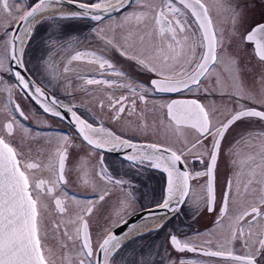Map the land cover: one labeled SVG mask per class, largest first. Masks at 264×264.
<instances>
[{
    "label": "snow or ice",
    "instance_id": "obj_1",
    "mask_svg": "<svg viewBox=\"0 0 264 264\" xmlns=\"http://www.w3.org/2000/svg\"><path fill=\"white\" fill-rule=\"evenodd\" d=\"M0 2H2L3 9L10 13L8 0H0ZM65 2L73 5L75 10L67 11L62 8L61 6ZM133 3L138 4L139 0H95V2H90V0H33L30 10L19 16L20 27H17L14 32L5 31L4 33L6 40L4 55L0 57V70L10 72L16 85L26 96L40 105L44 113L61 119L69 114V123L73 125L82 144L101 153L98 175L102 179L121 186L124 190V199L114 209L115 215L119 216L121 212L130 208L136 197L131 190L133 187L131 181L114 179L111 176L104 163V152L123 150V159L131 169L139 170L147 166L166 174L161 200L145 217L148 221L160 220V223H155L148 229L149 231H159L165 227L171 216H178L184 210V206L190 202V181L194 179L206 178L205 197L202 202L209 213L216 210L215 179L222 142L237 122L250 118L264 121V110L239 104L241 100H254L256 97L251 92L245 93L242 84L244 69L240 66V58L223 51V37L216 32L209 8L202 0H161L158 10L154 6L145 5V8L154 13V35L157 40L153 50L147 54L145 52L129 53L114 39H105L106 46L118 51L128 61L134 62L140 72L154 74L155 78L150 80L149 86L118 83L116 80L104 78L85 80L87 85L113 86L118 84L120 88L128 89L133 94L131 100L125 95L114 100L109 97L111 103L108 107L114 112L112 119L119 121L126 109L130 108L133 112L135 111L137 104L135 97H138L140 102H146L148 95L181 94L192 92L194 89L201 91L202 80L209 76L217 63L227 59L230 63L233 82L236 85V92L233 95L237 98L238 110H235L230 118H226V121L213 123L212 113L196 99H171L160 105L161 109L165 110L167 120L175 126L176 133L182 135L185 127L194 130L196 133L195 142L190 147L186 146L177 151L160 143L139 142L131 137L126 138L123 134H117L103 125L94 126L93 123L78 115L76 105L64 103L60 99L50 96L44 88L24 74L27 72L24 57L27 54L35 28L39 24L49 20L55 24L58 19H90L102 23L105 13L110 15L113 11L123 10ZM148 14V11H133L124 19L127 21L134 18L139 23L147 18ZM234 17V23L243 20V11H234ZM99 31L102 32L103 29ZM237 34L241 44L251 47L249 55L252 59H255L264 68V23H256L255 26H250L241 33L234 31L233 35ZM101 38L104 39V37ZM141 39L143 40V37ZM84 55L94 58L92 62L99 65L101 77L104 76L106 70L117 77L126 76L123 71L116 69L108 59L97 56L94 52L87 54L77 52L72 56V60H80L84 58ZM5 59L9 64L14 63L18 70H12L11 67L5 69ZM181 60H183V64H181ZM44 66L47 67L46 61ZM176 68L179 70L174 71ZM65 71L68 69L65 68ZM261 75L264 77V71ZM0 83H3L2 79H0ZM219 83L220 81L217 80L218 85ZM5 88L11 94L12 86L6 85ZM258 102L264 105V95ZM9 103L13 105L12 112L18 113L25 120L27 119L19 105L14 104L11 100V96H9ZM101 107H103V102H101ZM14 124L15 119H12L0 128V264H54L51 252L44 243L47 233L42 231L41 224L40 209L47 210L49 205L43 203L41 195L45 194L46 188V194L54 199L55 213L62 216L68 215L69 210L65 207V200L69 199L68 194L64 192L63 199L61 196H53V194L60 185L66 182L64 172L68 159V147L74 145L71 144L68 134L60 136L59 147L55 150L54 155L49 157L48 165L49 170L54 171L55 181L44 179L34 181L31 173L40 169L41 165L26 160L23 153L11 143L15 131ZM145 130L146 126L141 129V131ZM24 132L28 134V129L24 128ZM257 135L264 137V132ZM198 145L202 147L203 151L195 155L194 158L204 164L205 170L192 172L188 169L187 153L192 152ZM254 159L252 156L248 157L250 161L254 162ZM256 169H259V172ZM248 176L249 179L243 185L244 194L251 195L253 200L247 210L235 217L234 223L243 222L252 225L258 220L264 219V152L261 154V163L249 171ZM46 185L50 186L46 187ZM61 191H63L62 188ZM239 192V185L234 192L233 180L227 179L221 193L217 223L227 217L230 196L239 194ZM106 195L107 193L100 195L99 201H103ZM70 199L80 206V211L66 222L53 223L54 229L59 232L63 228V236L72 243L74 248H78L75 257L70 255L64 257L68 264H114L115 256L128 243L142 234L137 231L135 226L131 231L118 234L113 230V228L119 227L117 224L104 229L102 236L94 243L90 232V217L95 204L89 200L85 205H80L77 197L72 196ZM191 203L195 204L194 211L199 214L201 200L191 201ZM123 223L127 224L128 222L123 221ZM68 226H72L74 229V236L69 235ZM231 237L233 240L244 239L243 226L239 231L234 227ZM168 244L173 250L180 253L198 251L188 240H181L177 234L169 233ZM255 244V250H252L248 241L244 239V246L247 249L244 255H234L231 250L208 251L203 254L230 258L237 261L238 264H264V238L258 239ZM61 247L67 248L68 244L65 243ZM138 264H145V261L141 259ZM148 264H155V262L150 260ZM171 264H175V262H171ZM180 264H184V261L181 260Z\"/></svg>",
    "mask_w": 264,
    "mask_h": 264
},
{
    "label": "flooded vegetation",
    "instance_id": "obj_2",
    "mask_svg": "<svg viewBox=\"0 0 264 264\" xmlns=\"http://www.w3.org/2000/svg\"><path fill=\"white\" fill-rule=\"evenodd\" d=\"M156 1L157 3L156 6L154 7L158 10L161 6V0H156ZM242 1L244 2L246 0H202V2L209 8L215 30L218 34H220L218 19L219 17H225L224 19L225 23L223 24L225 28L224 30L225 32L222 34L224 39L223 41H226L227 35L229 36L233 24L236 26V28H238L239 26L242 27L244 26L247 27L248 25L255 26L256 23L264 22V19L261 20L257 19L258 17L249 18L248 16L249 14L252 15L255 14L256 10L259 9L260 3L259 4L253 3L250 7L243 8V6H241V4L243 5ZM90 2H95V0ZM8 3L10 8V13L6 12L3 9L2 2H0V57L4 55V43L6 40L4 35L5 31L13 32L14 27L19 20V16L23 15V13L32 6L33 0H8ZM255 7L257 9H255ZM241 10L243 11L244 14L243 20L236 21L234 23L235 20L234 11H241ZM133 11L136 12L148 11L149 14L147 18H145L142 22H140V27L139 29H137L139 38L135 42H132L130 44L123 43L122 46L124 47V49L129 51V53L145 52V54H147L153 50L154 45L157 43L156 37L154 35L155 32L154 13L150 12L147 8H145V5L143 4L137 5V3L136 4L133 3L131 6L124 8L117 14H114L110 17L121 15L124 12L126 13V15H128ZM169 18L171 19V17ZM98 23L99 22L90 19H62L61 22L59 23V27H60L59 28L60 39L58 38L59 40H55L53 36L51 37V33H53L52 31H54V26H53L54 24L52 22L48 21L47 25L49 29L46 31V33L45 32L39 33L37 29H35L34 35L31 39V43L28 45L27 54L24 57L25 66L29 75L45 90L55 95L59 99H61L64 103H71L73 105H76V110L78 115H81L82 118H85L90 123H93L94 126H99L98 124H103L101 116L99 115V110L105 108L110 113V119H109L110 123H108L106 126L104 125V127L105 128L107 127V129L114 131L117 134H123L126 138L131 137L135 141H139V142L160 143L165 146H170L177 151L185 148L186 146L190 147L191 144L195 142L196 133L194 132V130L185 127L183 128V134L180 135L174 131L175 126L172 125L173 131H172L171 142L158 141L156 139L147 138L148 120L149 118H152L153 121L157 120L158 122L160 121L169 122L166 118L165 110L161 109L160 105L170 101L171 99H196L200 103L205 105L206 109L208 110L209 108L206 106L204 102V98L208 97L210 99L214 98L215 100H220L219 98H221L222 95L224 96L230 93L233 94L232 91L227 92V90H224L225 91L224 92L223 89L217 88L215 86L214 87L220 91L211 92V89L207 87L208 82L206 83V79L208 77L206 79H203L201 83V88L204 87L202 89H207V91L205 92H197V94L183 92L181 94L161 93L155 95H148L146 97V102H140L138 97H135L137 99L135 111L133 112L130 108L126 109V112L121 115L119 121L112 119L114 112L110 110L108 107V105L111 103L109 97H111L114 100V99H118L121 95H125L129 97V100H131L133 98V94L128 89L120 88L118 84L113 86H108L103 84L87 85L84 81H82L80 83V86L83 87L84 89L77 87L75 88L74 91L69 92L68 88L66 87V83L64 82L63 84H65V87H63V89L65 90L59 93L56 90L51 89V87H49L44 82L45 79H48V77L47 75L42 74L41 71L37 70L38 67L35 66L34 58H36V56H39L41 54L40 49H38L37 51L36 49L45 45L47 41L49 42V44L45 45L44 52H45V57H48L49 72L52 71L53 67H56V61H60L61 69L54 70V72L56 74L59 73V75L62 77V79H64V81L65 80L67 81V79L69 78V74H75L78 71L82 74L84 73L86 78L101 77L99 75V65L97 63L89 64V62L86 61L85 56L80 61L70 60V58H72V56L74 55L71 52L75 48H77V50L87 48L92 52H99V47L94 46V44H91L90 47L84 46L86 42H91V41L92 43L98 42L97 41V39L99 38L98 32L94 29V26H96ZM250 26H248V28ZM141 37H143V40L141 39ZM52 42L59 43L58 51L60 53V59H57L53 55V53L57 50H53V46H55V44H53ZM228 43H231V39L228 40L226 45ZM113 50L116 53V57L113 56L111 57L109 55H106V57L108 59H111V61L115 63L114 67L116 69H119L120 71H123L126 74V76L123 78L117 77L115 75L110 74L109 72V74L103 77L109 80H116L118 81V83H131L133 85L143 84L145 87L149 86L150 80L152 78H155L154 74H147L140 72L136 68L134 62L128 61L126 57L121 56L118 51H116L115 49ZM197 51L199 52V49H197ZM181 64H183V60H181ZM217 64L214 66L213 70L216 68ZM43 65L44 63L42 64V66ZM9 67H11V64H9L8 60L5 59L4 68L7 69ZM257 67L259 66L258 63L256 62L254 69H257ZM65 68H67L68 71H65ZM178 70L179 68L174 69V71H178ZM257 74L258 72L255 74V76ZM0 79L3 80V83H0V128H2V125L8 122L9 120L15 119V124H14L15 131L13 133V137L11 138V143L13 144L14 147L16 146L14 145L13 143L14 141L12 139L17 137L16 134L17 131H19L18 125L23 126V128H27L28 130H34L39 132H48L50 131V129H52V126L50 124H42V123L36 124L35 123L36 116L45 117L46 118L45 123L48 122L50 123L51 119L57 120L59 125L58 128L60 132L69 135L71 144L73 142V139H77L78 142H81V138L78 136V134L70 125H68L60 118L44 113L40 105L35 103V101L32 100L30 97L26 96L23 93V91L16 85V81L12 77L10 72L0 70ZM6 85L12 86L11 94H9V92L6 90L5 88ZM253 91L254 92L252 93L255 95L256 99L251 100L249 102L246 100L245 105L247 107H256L258 110H264V105L258 102L259 101L258 97L260 96V91H261L260 87L256 85ZM219 92H220L219 94L220 97L218 98L217 95ZM9 96H11V100L14 102V104H18L20 110L24 112L25 116L27 117L26 120L23 117H20L18 113L11 111L13 105L9 103ZM78 98H83L87 100L92 99L94 102L96 101V103H93L92 105L87 104L82 102ZM101 102H103V107H101ZM94 105H96L98 114L94 111L95 110ZM218 111H223V109H219ZM233 112H231L224 119H223L224 116L220 115L219 112H217L216 115L212 114L213 123L226 121V118H230V115L233 114ZM145 126H146V130L141 131V129L145 128ZM22 130L24 131V129ZM133 131L138 132L139 135L136 136V134L132 133ZM262 132H264V121H261L258 118H250L237 122L235 126H233L230 129V131L226 134V138L222 142V150L218 159V169L216 172V179H215V188H216L215 209L216 210L213 213H209L207 211V208L204 206L202 202L203 198L205 197L204 185L206 182V178L200 177L190 181V187H191L190 202L184 206V210L178 216H171L169 222L166 223L163 229L159 231L146 230L144 232H141L142 233L141 235H138L133 241H131L132 245L130 248L125 246L119 252V254L115 256L114 264H132V259H134L132 258V256L135 254H138V257L141 260V258L144 257L145 255L144 243L148 238L150 237L151 239L157 238L158 240L162 241L163 244L166 245V243L168 244L169 233L177 234L181 240H188L192 244V246L196 247L198 250H203V251L231 250L234 253V255H244L247 252V249L244 246V239L248 241L249 247L252 248V250H255L256 247L255 242L258 241V239L260 238H264V219H260L258 220L257 223L252 225H248L247 223H243V222L234 223V220L237 215L242 214L243 211L248 209V205L253 200V197L251 195L244 194L243 185L249 179L248 172L251 171L252 169H255L256 165L261 163V154L262 152H264V137H259L257 134ZM205 144H207V141H205ZM65 147H67V145ZM87 147L91 149L90 153L94 155L92 159L96 160L99 164L101 153L98 151H94L90 146ZM17 150L23 153V155L25 154L24 152H22L21 149L17 148ZM69 150L70 147H68V159L66 160L65 163L64 175L67 171V164L69 163L70 160ZM93 151L97 153L96 159H95V154L92 153ZM201 151H203V149L201 146L198 145L197 148L192 150V152L187 153V165L189 171L194 172V171L205 170L204 164L200 163L198 160L194 158L195 155L199 154ZM103 155H104V163L113 178H114V173L118 170H122V167H124V169L129 171V173H131L132 171H137L131 169L124 159L114 154L104 152ZM29 156L30 158H27L26 160L31 162H37L40 165L42 164L41 162H39L38 159L34 160L31 158V156H35V150L34 152L32 151L31 153H29ZM249 156L255 158L254 162L248 160ZM107 159L109 161L113 160L112 164H108L106 162ZM82 161L84 163L86 162L85 159ZM115 164H119V166H116ZM140 169H143L151 173L153 178H155V180L163 181L162 184L165 183L166 174H164L162 171L150 169L147 166H144ZM256 170L257 172H259V169ZM238 173L239 175H237ZM132 175H135V173L132 172ZM229 178L233 180L234 192L237 185H239L240 192L239 194L230 196L227 217L224 218L222 222L217 223V219L219 217V209L221 206V193L223 192L226 181ZM39 179L42 178L40 177L34 178V181ZM120 179L123 178L120 177ZM126 180L131 181L132 179L129 176L128 179ZM65 181L66 182L63 185H60L64 187L63 190L65 191L74 190V188H72L71 184L68 182L66 175H65ZM47 186L50 185H46V187ZM253 187H256V185H253ZM45 192H46V188H45ZM249 192H251V189H249ZM105 193H107L105 199L103 201H99L98 199L99 196L104 195ZM55 195L56 194L54 192L53 196ZM96 195L93 196L94 198L92 202L95 204V208L92 216L90 217V232L92 234L94 243L97 241L98 239L97 237H100L99 236L100 232L97 233L96 230L100 227L105 226V224H109L110 221H108V216L111 213V211L115 209L114 206L112 209V203L108 200L110 195L109 190H105L103 193L98 194L97 196ZM195 200H201L199 214L195 213L194 211L195 204L191 203V201H195ZM52 201L54 206L53 211L55 212V205L53 198ZM65 207H66V200H65ZM136 211L138 210H134L133 212L127 213L126 215L123 214L122 216H120V218H118L117 221H113L112 222L113 224H111V226L119 224L121 221H123L124 219H126ZM76 214L77 213L74 212L70 214V218L68 216H65V221L58 219L57 222H66L67 220L73 218ZM43 215L41 218L42 225L47 229H51L49 232L50 237L46 242L45 246L47 249L50 250L51 258L54 261V264H68V261L65 260L64 257L66 255L75 257L78 248H74L73 245H70L66 248V250L63 249L61 245L65 244V242L59 243L55 241L53 237V234H58L62 232L63 228L61 231L57 232L53 227V223L56 221L53 220L50 227L47 225V222L44 221ZM246 219H250V218H246ZM241 226H243L244 228L245 238L233 240L231 237V232L233 228L235 227V229L239 231ZM68 227H69V231L72 230L71 232L72 234L70 235L74 236V229L72 228V226H68ZM248 233H251V235H248ZM167 246L169 247V250L163 248L162 246L161 247L158 246L159 248H157L155 253L159 261L156 260V264H171V262H175V264H180L181 260L184 261V264H238L237 261H234L230 258L212 257V256L204 255L200 251L197 252L185 251L180 253L173 250L169 244Z\"/></svg>",
    "mask_w": 264,
    "mask_h": 264
},
{
    "label": "rangeland",
    "instance_id": "obj_3",
    "mask_svg": "<svg viewBox=\"0 0 264 264\" xmlns=\"http://www.w3.org/2000/svg\"><path fill=\"white\" fill-rule=\"evenodd\" d=\"M94 1V0H90ZM243 2V1H242ZM157 1L156 0H139V4L143 5H148V6H156ZM253 3L259 4V9L255 7L256 12L254 15L249 14V18H255L258 17L257 19H264V0H246L243 2V8L250 7ZM136 4V3H135ZM126 16V13H122L121 15H117L115 17H110L107 19H104L103 22H99L96 26H94V29L98 32L99 38L97 39L98 42L92 43L91 42H86L85 47H90L91 44H94V46L99 47V52H94L96 53L97 56H103L104 58L108 59L106 55L116 57V53L114 52L113 48L110 46H106L105 44V39H114L115 42L118 44H130L132 42H135L139 37L137 33V29L140 27V22L138 23L134 18H130L129 20L125 21L124 17ZM225 17H219L218 22H219V32L222 35L225 31L224 28V21ZM235 19V18H234ZM233 19V20H234ZM62 19H58L54 26V31L51 33V37L55 40H59V23L61 22ZM232 20V23H233ZM256 20V19H255ZM49 22H52L49 20ZM48 21H44L43 23L39 24L35 29L39 33H46V31L49 29L47 25ZM53 23V22H52ZM138 26V27H137ZM250 26V25H248ZM247 27H242L239 26L236 28V26L233 24V27L231 28V31L229 33V36H226V41L231 39V43H228L226 45V41H223L224 44V49L223 51L234 56H239L240 58V66L241 68L244 69L242 73V84L245 93L246 92H254L253 90L255 89V86L258 85L260 87V96L258 97L259 99L261 98L262 95H264V77H262L261 73L263 68L258 64L259 67L257 69H254L256 65V60L252 59V57L249 55V52L251 51V47L246 44H241L239 35H233L234 31L236 33H241L244 32ZM103 29L102 32L99 30ZM101 37H104L102 39ZM223 37V35H222ZM47 38V37H46ZM59 38V39H58ZM76 39V38H75ZM224 40V39H223ZM55 44L53 46V50H57L53 53V55L57 58L60 59V53H59V43L57 42H52ZM46 44H49L47 41ZM45 44V45H46ZM134 44V43H133ZM45 45H43L40 48L41 54L39 56H36L34 58V63L35 66L38 67V71H41L42 74L47 75L48 79H45V83L51 87V89L56 90L57 92L61 93L63 90V87H65L64 82L66 83V87L68 88L69 92H72L75 90V88L80 87V83L82 81L85 82L86 78L85 74L80 73L79 71L76 72L75 74H69V78L67 81L62 79V77L59 75V73H55L54 70H59L60 68V61H56V67L52 68V71L49 72V64H48V57H45ZM77 52H80L81 54H87V53H93L91 50H88L87 48L84 49H79L75 48L71 53L76 54ZM73 55V56H74ZM86 61L89 62V64H95L93 61V57L90 55H84ZM72 60V58H70ZM81 60V59H80ZM77 60V61H80ZM114 66L115 63L111 61V59H108ZM44 61L47 62V67L42 64ZM54 62V61H53ZM42 63V64H41ZM47 69V72H46ZM90 70V69H87ZM258 72V74L255 76V74ZM109 74V71H105L104 76ZM99 78H104V77H99ZM98 78V79H99ZM106 79V78H104ZM217 80L220 81L219 85L217 84ZM51 81V83H50ZM207 87L211 89V92H216L220 91L217 90V88H221L224 90L232 91L233 94L236 92V85L233 82L232 75H231V67L230 63L227 59L224 61L220 62L217 64L216 68L210 72L208 78L206 79ZM215 86V87H214ZM213 87V88H211ZM204 88V87H202ZM201 88V91H196L193 90V94H197V92H205L204 89ZM84 89V88H83ZM78 90V89H77ZM247 90V91H246ZM225 92V91H224ZM256 93V92H255ZM220 92L218 93L217 97L219 98ZM233 94H226L222 95L220 100H215L214 98L210 99L208 97L204 98V102L206 106L209 108V112H212L213 115H216L217 112L220 113V115H223V119L227 117L231 112L235 111L238 109V102L237 98ZM203 96V95H202ZM84 103L87 104H93L96 103L92 99H83V98H78ZM248 102L251 100H247ZM239 104H246V100L244 101H239ZM94 111L98 114V110L96 108V105H94ZM219 109H223V111H218ZM99 115L101 116L103 124H98L100 125H107L110 123V113L108 110L105 108H102L99 110ZM36 121L35 123H42V124H50L52 126V129L48 132H39V131H34V130H28V134H26L22 129H24L22 126L18 125L19 131H17V137L13 138L12 140L14 141V145L21 149L22 152H24L25 158H30L29 153L32 151L34 152L35 150V156H31L32 159H38L39 162H41V167L40 169L35 170L34 173H31L34 178L40 177L46 181H55V174L54 171L49 170V157L53 156L55 153V150L57 147H59L58 140L59 137L64 135L62 132L59 130V125L58 121L51 119L50 123H45V117H40L36 116ZM222 119V118H221ZM98 127V126H97ZM107 128V127H106ZM172 131H173V126L167 122V121H160L158 122L153 121L152 118H149L148 120V130H147V135L149 139H156L158 141H169L171 142L172 139ZM133 134H136L138 136V132L133 131ZM18 138V139H17ZM72 145L73 147H70L69 150V156L70 160L69 163L67 164V171L65 173L66 178L68 179V182L71 184V187L74 188L72 191H61L60 187L63 189V186H60L59 189L57 188L55 190V194L61 196L63 198L64 192L68 194L69 199L66 200V207L68 208V215H60L55 213L54 206H53V201L52 197H49L46 192L45 194L41 195V200L43 203L48 204L49 207L47 210L40 209L43 219L45 222H47V225L51 227V223L53 220L57 222L58 219H61L65 221V216H68L70 218V214L76 212L78 213L80 211V206L75 204L70 197L75 196L77 199L80 201V205H85L87 201L93 200L94 195H98L103 193L105 190L110 191L109 195V201L112 203V209L113 206L116 208L119 205V202L124 199V190L121 188V186L115 185L114 183H111L105 179H102L98 173L100 171L99 169V164L96 160H93L92 157L94 156L91 154V149L87 147L86 145H82L81 142H78L77 139H73ZM66 146V145H65ZM95 154V159H96V152H92ZM85 159V163L82 161ZM108 164H112L113 160H108L106 161ZM116 166H119V164H115ZM112 165V166H115ZM122 166V165H120ZM127 166V165H124ZM132 172L135 173V175H132ZM129 173L124 167H122V170H118L114 173V179H120V177L123 178V180L128 179V177H131V183H132V191L136 197V199L131 203V207L124 210L121 212L119 216L114 214V209L111 211V213L108 216V221L109 224H105V226L98 228L96 231L99 233V236L103 234V230L106 228H109L111 224H113V221H117L120 216L123 214L126 215L127 213L133 212L134 210H139L141 208L145 207H151L154 206L157 202L160 201L161 196H162V189L164 184L163 181L161 180H155L153 178L152 174L140 169L137 171H132ZM165 177V176H164ZM160 181V182H159ZM96 195V196H97ZM42 224V220H41ZM108 226V227H107ZM50 230L47 229L42 225V231H46L47 235L44 240V243L48 241L50 237ZM62 230V229H61ZM71 230V229H70ZM68 232L69 235L72 234V230L69 231L68 227ZM53 237L55 241L59 243H67L68 246L72 245L71 242L67 241V238L63 236V231L58 233V234H53ZM149 237V236H148ZM99 238V237H97ZM148 240V242H147ZM146 242L144 243V257L143 259L145 261V264H148L150 260L154 261L156 264V260L158 258L156 257V250L159 247H163L169 250V247L167 246L168 244L166 243L163 244L162 241L158 240L157 238L151 239L148 238ZM166 242V241H165ZM158 243V244H157ZM132 243H128L126 247L130 248ZM159 246V247H158ZM61 248V247H60ZM66 250V248H63ZM61 250V249H60ZM59 250V251H60ZM60 253V252H59ZM132 264H138L140 261L138 254H135L132 256ZM159 261V260H158ZM191 261V259H190Z\"/></svg>",
    "mask_w": 264,
    "mask_h": 264
},
{
    "label": "water",
    "instance_id": "obj_4",
    "mask_svg": "<svg viewBox=\"0 0 264 264\" xmlns=\"http://www.w3.org/2000/svg\"><path fill=\"white\" fill-rule=\"evenodd\" d=\"M61 7H62V8L69 9L70 11L75 10L74 6L71 5V4H69V3H67V2H65ZM28 10H30V8H29ZM28 10H27V11H28ZM120 11H121V10H119V11H113L110 15L107 14V13H105V14H104V17H105V18L110 17V16H112V15H114V14H117V13L120 12ZM262 23H264V22H262ZM17 27H20V25H19V20H18V22L16 23L13 32L16 30ZM21 35H22V32H21ZM11 67H12V70H18V69H17V66H16L14 63L11 64ZM21 71L23 72V70H21ZM24 74H25L26 76L30 77L32 80H34V79L29 75L28 72H26V73H24ZM34 81H35V80H34ZM35 83H36L37 85H39L36 81H35ZM39 86H41V85H39ZM41 87H42V86H41ZM42 88H43V87H42ZM44 90H45V89H44ZM45 91H46L50 96H54V97H56L55 95L51 94V93L48 92L47 90H45ZM56 98H58V97H56ZM58 99H59V98H58ZM60 100H61V99H60ZM61 101H62V100H61ZM62 102H63V101H62ZM62 111H63V110H62ZM60 119H61V118H60ZM61 120H63L64 122H66L68 125H70V126L74 129L73 125H72L71 123H69V120H70V115H69V114H66L65 117H64V119H61ZM106 152H107V151H106ZM108 153L114 154V155H116V156H118V157H120V158H122V159H123V157H124V152H123V150H120V151H113V152H108ZM153 207H154V206L146 207V208H143V209H140V210L134 212L132 215H130L129 217H127L126 219L123 220V221H127V222H128L127 224H124L123 221H121V222L118 224L119 227H118V228H113V230L116 231L118 234H119V233H123V232L131 231L133 226L136 227L137 225H139L140 223H142L143 221L146 220L145 217L147 216V214L149 213V211H150L151 209H153ZM198 251H200V252H202V253H204V252H208V251H203V250H198Z\"/></svg>",
    "mask_w": 264,
    "mask_h": 264
},
{
    "label": "bare ground",
    "instance_id": "obj_5",
    "mask_svg": "<svg viewBox=\"0 0 264 264\" xmlns=\"http://www.w3.org/2000/svg\"><path fill=\"white\" fill-rule=\"evenodd\" d=\"M64 9L67 11H70L69 9H66V8H64ZM22 35H23V32H22ZM160 222H161L160 220H155V221L145 220L142 223H140L139 225H137L136 229L138 232H144V231L148 230L149 228L153 227V225L155 223H160Z\"/></svg>",
    "mask_w": 264,
    "mask_h": 264
}]
</instances>
